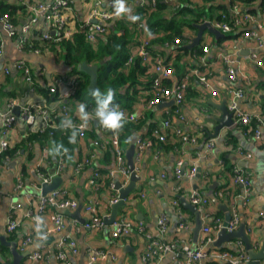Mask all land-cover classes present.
<instances>
[{
    "label": "crops",
    "instance_id": "1",
    "mask_svg": "<svg viewBox=\"0 0 264 264\" xmlns=\"http://www.w3.org/2000/svg\"><path fill=\"white\" fill-rule=\"evenodd\" d=\"M5 1L7 2L2 0L3 3ZM8 1L25 7L24 10H17L12 17L16 21L14 22L16 26L33 15L30 5L36 0ZM96 1L100 2L99 8L105 7L106 0H71L70 36L81 27ZM155 1L150 4L153 6L152 10L155 8ZM162 1L167 6V10L163 13L165 18L169 17L174 10L184 6L185 2V0ZM186 1L203 12L201 20L196 24L218 19L224 13L229 17L233 6H238L240 12L250 14L251 19L249 18L250 20H246L245 24L230 32L220 31L222 36L219 37L204 30L198 44L189 47L197 34L196 26L178 25L182 37L181 43L175 45L173 42L175 38L179 41V37L175 36L174 40L163 38L173 29L149 27L146 19L143 18L147 29L144 36L150 41L149 50L173 67V78L166 83L171 86L173 81L178 84L185 82L186 88L179 112L182 120L177 113H174L175 105L171 98L164 99L162 100L164 102L154 106H148L147 101L153 97V92L145 88V85L156 75L152 71L151 61L147 64L148 72L146 71L138 78L140 84L137 85L136 93L130 94V99L126 102L127 108L123 106L136 116H140L142 120L144 119L145 123L133 133L129 143L122 147L125 157L126 150L134 144L133 170L140 179L136 180L135 188L125 197V205L119 208L115 220L124 218L135 225L142 222L143 233L135 228L128 235L114 238L111 236V223L104 222V216L107 218L110 215V204L115 203L111 200L115 197L118 200L119 191L115 188L116 183L121 188L124 187L121 186L123 176L116 171V159L110 145L111 133L92 119L86 122L87 130L84 137L79 138L76 135L72 152L67 160L61 156L63 153L59 157L53 155L51 153L53 147L51 146L50 149L47 143L30 142L0 165V236H4L8 242H15L20 253L27 252V255L20 259V264H65V260L56 256L58 242L62 237L74 239L78 248L77 254H71L68 248L62 247L67 254L66 260L69 264H144L142 255L147 236L160 242H177L174 250L154 256L151 264H177L178 261L186 264L183 247L195 248L202 237V232L199 230L196 241L193 240L192 228L195 214L184 208L180 202V196L187 198L191 190H197L208 200L206 204L197 206L202 220L201 227L212 226L214 218L219 219L223 225L227 213L230 214L229 223L232 211L235 210L239 215L238 225L241 221L245 223L254 249H260L261 243L264 242V134L259 139H254L244 134V125L242 127L232 125L222 127L214 137L206 136L214 131L216 121L213 116L219 117L221 114L217 105L225 102L228 108L233 90H240L243 93V97L237 101L239 110L249 115L252 120L253 117H261L264 120V0ZM126 2L130 9L129 13L116 20L128 19L133 24L135 17L138 16L137 6L148 3L141 0H126ZM111 27L112 22H108L106 29L109 30ZM45 30L46 24L38 21L33 26L32 36L42 41L39 37ZM248 30L257 33L260 43L255 38L244 35ZM132 31H135V36L130 50L135 59L139 58L135 48L139 41L140 29L133 24ZM219 38H223L220 44H218ZM0 43L2 44L0 84L3 85L4 91L14 93L13 97L10 95L12 93L1 95L0 108L3 109L8 101H14L15 106L20 107L42 101L43 97L35 90L36 84L44 88L54 86L58 94H66L69 79L76 73L72 70V66L56 57L48 48L44 47L40 53H35L33 49L19 48L16 37L10 36L1 22ZM203 45L209 48L205 53L200 50ZM177 46L186 48L179 49ZM251 53H255L256 56L252 58ZM222 55L233 57V62L228 65L235 71L233 80L230 79L227 64L222 60ZM196 56L200 63L205 62L207 66L198 65ZM256 59L261 60L262 65L257 64ZM17 60H22L32 71L34 76L32 86L15 70L10 69L9 73H4V67L10 66ZM127 65L122 69L125 70ZM195 66L205 70L203 74L208 86H204L197 76L191 74L190 68ZM187 74L189 79H185ZM83 79L85 78H82V81ZM86 83L88 88L89 77ZM73 91L74 89L64 96L62 102L65 101L69 106L72 119L81 120L77 115V105L86 104V102L84 97L78 98L72 95ZM212 91L216 93L212 94ZM92 105L93 102L87 104V110ZM166 120L169 126L164 129L162 125ZM252 120L249 122L250 126L254 124ZM30 128L38 127L37 124H33ZM27 129L29 130L28 125L18 121L16 132L11 134L10 144L12 145ZM176 129L180 130V134H176ZM154 130H158L160 134L164 133L165 140L168 139V141H161ZM182 135L194 140L181 143ZM138 139L150 143L144 146L136 157ZM153 139L163 143L153 144ZM208 139H213V147L205 151V143ZM238 148L242 153L237 151ZM178 161L182 163L181 172L184 174L177 178L174 167ZM79 163L84 165L76 171L75 168ZM60 165L61 169L58 170ZM125 165L129 170L126 157ZM193 167L195 173L189 178L186 173ZM234 168L243 170L250 177L247 195H244L243 187L239 183L232 181ZM51 170L55 171V176L61 178L58 188L66 190L63 197L75 199L78 202L77 207H80L78 217L72 215L77 208L59 209L55 205H48L42 210L39 208L40 195H46L51 191L41 194L42 183L38 175L47 174L53 178L54 175H50ZM94 170L100 171V176L95 184H92L90 180ZM18 176L22 180L19 188L16 187ZM88 203L94 206V213L86 209ZM13 205H18V208L14 209L17 227L13 232L15 237L8 239L11 233L5 229L6 221L10 207ZM52 214H60L65 219L66 227L61 232L55 230L51 220ZM180 214L188 222L187 229L178 227ZM93 215L102 219L101 227L93 228L87 225L92 224ZM161 216L167 218L166 231L163 233H160L157 227ZM218 232L219 229L211 231L212 240L204 246L207 254L194 264H230L228 260L217 257L214 253L234 252L241 248L246 252L239 238L231 241L224 240L220 247L215 245ZM26 237H30V241L21 248L20 243ZM0 244L7 247L6 258L2 261L11 262L10 246L1 241ZM94 250L100 251L101 254L93 255L95 258L90 259ZM36 252L41 255L35 260L31 256ZM260 264H264V259L260 261Z\"/></svg>",
    "mask_w": 264,
    "mask_h": 264
},
{
    "label": "built area",
    "instance_id": "2",
    "mask_svg": "<svg viewBox=\"0 0 264 264\" xmlns=\"http://www.w3.org/2000/svg\"><path fill=\"white\" fill-rule=\"evenodd\" d=\"M22 1V0H21ZM144 2H147L148 5L153 4L154 0H141ZM143 2V3H144ZM100 2L96 1L94 4V7L90 10L89 15L84 20V22L81 24V27L86 28V38L88 40H94L96 37V34L100 33H106V24L107 22H113L118 16L115 14L114 10V0H107L106 5L104 8H99ZM143 5V4H141ZM238 6H233L231 10V15L227 17V15L224 13L222 16L218 19L211 20V24L218 29L219 31L226 33L234 30L236 27H239L243 24H245V21L249 18L251 19V15L248 13L240 12L237 8ZM71 8V0H43L38 3H32L30 5V9L33 12V15H31L27 21H24V23L21 25V28L18 30L15 23L11 20L9 14L0 13V22L3 24L4 29L8 32L10 36H15L17 41V46L19 48H24L26 45L30 46V42L32 40V33L33 26L38 22L41 21L44 24H46V30L40 35V39L42 41L44 40H60L61 38L69 37L71 34V30L69 28V10ZM95 19L96 22H92V20ZM249 19V20H250ZM134 25L140 29L139 34V41L137 44V47L135 48V53L139 56L141 62L145 65L151 63L152 61V71L156 75L150 80V83L148 85L147 89H151L153 92V97L147 101L148 106H154L156 104H159L161 102H164L162 100L170 99L173 100L175 108L174 113H177L178 116L182 120V116L179 115L180 112V105L183 103L184 99V93H185V82H182L178 84V82H172L173 84L169 86L166 81H169L173 78V67L169 65V63L164 62V60L160 59L158 55L153 54L151 50H149L150 41L145 38L144 34L146 32V27L144 24V21L141 19L136 18V20L133 21ZM245 36H250L255 38L257 42H259V37L257 36L256 32L253 31H246ZM175 42H179L177 38H175ZM260 43V42H259ZM2 44L0 43V57L2 55L1 52ZM208 46L203 45L200 47V50L202 53H205L208 51ZM35 53H40L41 50L39 48H34L33 50ZM256 56L255 53H251V57L254 58ZM202 59V58H201ZM133 60L132 53L129 54L127 60L125 61V64H129ZM196 60H198V65L202 64L203 66H207V63L205 62L200 63L199 58L196 56ZM203 60V59H202ZM222 60L227 64V72L230 76V79H234V69L232 67H228L229 64L233 62V57L230 55H222ZM257 64L262 65V61L259 59H256ZM197 65V66H198ZM191 67L190 71L192 75H195L198 77V80L204 85L208 86L207 79L205 78V75L203 72L205 70H202L199 67ZM10 69L19 71L23 77V79L29 84L33 85L34 76L32 74V71L30 68L22 61L17 60L12 62L10 66L4 67V73L7 74L10 72ZM32 74V78H31ZM191 75V76H192ZM189 74L185 75V79L188 78ZM77 77H79L76 73L73 75L72 78L69 79V91L72 92V89H74L77 84L78 80ZM33 79V80H32ZM50 92L57 91L54 86L49 87ZM215 91H212V94H215ZM231 101L228 105V110L231 111L233 115V124L235 127H242L244 134L247 136H250L254 139H259L260 136L264 134V120L261 117H253L255 121V126H250V118L249 115L242 112L237 108V101L243 97V93L240 90H233L231 92ZM64 96H67L66 94L59 95V98L56 99L51 104H46L44 101L35 102V103H29L24 104L20 107L19 115H15L12 112L13 107L15 106V102L8 101L5 103V107L2 109L0 108V154L6 151L10 148V137L12 133L16 132L17 122L22 121L28 127L30 128L31 125L37 124V129L44 130L46 127L49 126L51 117L55 118L57 116H60L62 120L65 117H70V111L69 106L62 102V98ZM121 110H123L126 114L127 121H136L137 116L133 114L132 112L126 110L123 106H120ZM89 112H93L94 109L92 106L88 108ZM71 118V117H70ZM73 124L76 127V135L79 138L84 137L85 132L87 130V124L82 122L81 120H75L72 119ZM169 126V122L166 120L164 122V125H162V128H167ZM64 132L69 131L72 132V129H62ZM159 130V129H158ZM158 130H154V133H156L159 136V139L161 141L165 140V134L159 133ZM176 134H180V130H175ZM111 138H110V144L112 147L113 154L116 159V171L119 172L123 176V182L121 186H125L128 181V177L130 175V171L127 169L125 165V157H124V151L122 149V146L119 142V136L118 132H112ZM181 143L187 142L188 140L193 141L194 139L188 136L182 135L180 137ZM149 141H143L141 139L137 140L136 148L138 154L143 150L144 146L149 145ZM213 147V139H208L205 143V151H209ZM237 151L239 153H242V151L238 148ZM248 156V155H246ZM5 160H9L10 156H5ZM181 162L178 161L175 164L174 167V174L175 176L180 177L184 173L181 172ZM84 163L77 164L75 170L78 171L83 167ZM61 169V165L59 166L58 170ZM195 173V168H191L188 173H186L187 177H193ZM56 174V173H55ZM41 179V183H49L52 179V176L49 175H38ZM100 176L99 172L94 170L92 174V178L90 180V183L95 184L96 179ZM21 178L20 176L17 177L16 180V187L19 188L21 186ZM232 181L234 183H239L243 187L244 195L248 194L249 186H250V177L248 174H245L243 170L234 168L232 170ZM66 193L65 189L56 188L55 190L51 191L50 193L46 195H40L39 197V208L42 210L48 205H55L59 209H74L77 207L78 202L75 199H68L64 198V194ZM185 197V196H184ZM186 200L196 206L198 205H204L208 202L207 198L202 196L197 190H191L187 194ZM112 202L117 201V197L111 200ZM18 208V205H13L10 207V210L7 215V221H6V231L8 233L14 232L17 227V222L14 218V209ZM86 209L91 211L92 213L95 212L94 206L91 203H88L86 205ZM96 214V213H95ZM179 223L178 227L181 229H187L188 228V222L184 219L183 215L180 214L179 217ZM51 220L54 224V228L56 231H62L66 227V221L60 214H52ZM92 224H87L88 226H91L93 228H99L103 225V221L100 217H97L96 215H93L91 218ZM239 222V215L238 213L233 210L231 220L225 227L227 232H232L237 228ZM135 224H131V222L127 219H120V220H114L111 223V236L116 238L122 235H128L131 230L135 229L140 233H143L144 226L142 222H139L138 224L133 226ZM221 221L217 218H214L213 225H203L201 227L202 237L197 244L195 248H190L188 246L183 247V253L186 256V264H194L201 258H203L207 253L204 251V246L207 245L212 240L211 231L212 230H218L222 227ZM158 231L160 233H163L166 231L167 227V218L165 216H161L158 219L157 222ZM146 245L144 248V252L142 255V261L144 264H151V261L154 256L167 253L172 250H174L177 247V242H160L157 239L151 238V236H147ZM30 241V237L24 238L21 243L20 247L22 248ZM239 242V241H238ZM240 243V242H239ZM58 250L56 252V256L59 259L65 260V264H69L66 260V253L63 251L64 249L62 247L68 248L71 254H77L78 248L76 246V243L74 239L71 237H62L60 241L58 242ZM20 249V248H19ZM101 254L100 251L94 250L92 251V256L90 259H94L95 257L93 255ZM41 253L36 252L32 258H39ZM214 255L220 258H224L229 261L230 264H242L245 263L248 260V256L245 251L241 248V250L230 252V251H222V252H215ZM177 264H183L182 262L178 261Z\"/></svg>",
    "mask_w": 264,
    "mask_h": 264
},
{
    "label": "trees",
    "instance_id": "3",
    "mask_svg": "<svg viewBox=\"0 0 264 264\" xmlns=\"http://www.w3.org/2000/svg\"><path fill=\"white\" fill-rule=\"evenodd\" d=\"M184 2V1H183ZM264 2V1H263ZM0 13L9 14L11 20L16 22L12 17L15 15L17 10H24L25 7L20 4H15L13 2L5 3L0 0ZM153 6L148 4H143L137 6L138 16L135 18L141 19L146 22L149 27L157 26L158 29H173L167 36H163L164 39L179 37V42H173L175 45L181 43L180 39L182 37L180 27L178 25L184 24L189 27H194V24L198 23L203 16V12L199 8L192 7L188 1L185 0L184 6L174 10L169 17H163L164 11L167 10L166 3L162 0L155 1V8L152 10ZM14 13V14H13ZM187 17V18H186ZM213 17V16H211ZM144 18V19H143ZM133 21V20H132ZM145 22V21H144ZM134 24V22H133ZM133 24L131 21L114 20L112 22L111 29L107 30L106 33L96 34L95 39L88 40L86 38V28L79 27L76 32H74L69 38H61L60 40H44L40 41L38 37L32 36L31 44L26 45L24 48L26 50H34V48H39L42 50L44 47L50 49L56 57L64 60L69 66H72V70H75L78 84L74 88L73 94L78 98L84 97L86 106L90 102H93V109H95V101L90 95V90L87 88L88 75L78 68V64L82 61L88 64L97 65V88L102 92L111 87L115 89V99L114 103L122 105L127 108V101L130 99L131 93H136L137 85L140 84L137 78L143 76L146 71L148 72L147 65L143 64L139 58H135L131 63L127 65L126 71L124 68L125 61L132 51L130 50V45L132 39L135 36V31H132ZM36 35V34H35ZM37 36V35H36ZM101 37V38H100ZM223 38L218 39V44L221 43ZM97 42V43H96ZM179 49L186 48L185 46H177ZM125 50V51H124ZM77 70V71H76ZM137 75V76H136ZM8 77V76H7ZM82 78L83 79L82 81ZM150 81L146 82V88H148ZM36 92L41 95L42 101L46 104L53 103L59 98L57 91L50 92L49 87L44 88L41 85H35ZM10 94L13 97V92H7L3 90V85L0 84V97L2 94ZM84 94V96H83ZM12 99V98H10ZM53 117V116H52ZM50 124L44 130L29 128L23 134L18 137L17 140L10 146L9 149L0 154V165L5 160V156H14L13 153L20 152V149L24 148L27 143L37 142L39 144L47 143V145L54 147L55 144H63L65 148L68 149L67 153H63L61 156L64 160H67L73 149V142H70V136L72 135L69 131H63L59 125L62 121L60 116L52 118ZM255 124L254 119L252 120ZM145 123L142 121L140 116H137L136 121H127L124 127L118 131L119 142L123 147L125 144L129 143L132 139L134 132L139 130ZM254 124L252 126H254ZM109 131V130H108ZM168 141V139H166ZM165 140V142H167ZM163 143L153 139V144ZM159 144V145H160ZM60 154L56 155L59 157ZM100 172V171H98ZM109 183L108 179H106ZM15 234L11 232L8 235V239H13ZM7 247L0 244V264H2V259L6 258ZM224 250V249H219Z\"/></svg>",
    "mask_w": 264,
    "mask_h": 264
},
{
    "label": "water",
    "instance_id": "4",
    "mask_svg": "<svg viewBox=\"0 0 264 264\" xmlns=\"http://www.w3.org/2000/svg\"><path fill=\"white\" fill-rule=\"evenodd\" d=\"M92 22H96L95 19L92 20ZM24 23V21H21L20 24H18L17 29L19 30L21 28V25ZM196 28L198 29L196 36L193 38L191 46H195L198 44L202 37V33L204 30H207L208 32L212 33L215 35V37L222 36V33L216 29L210 21H203L200 24H194ZM78 69L84 73H86L89 77V83H88V89H95L97 88V65L95 64H88L85 61H82L78 65ZM219 108L221 114L219 117L213 116L214 120L216 121V125L214 127L213 133H208V137H214L217 135L218 131L222 127H230L233 124V115L231 111L228 110L226 107L225 102H222L220 105H217ZM12 112L15 115H19L20 112V107L18 105L14 106L12 109ZM134 154H135V146L134 144H131L129 148L125 152V157L127 160V166L130 170V180L128 183L121 188L118 183H116L115 188L118 189L119 191V196L118 200L115 203L110 204L111 212L110 215L106 218L104 216V222L110 224L112 223L117 214L118 210L120 207H123L125 205L124 199L125 197L129 194L130 191H132L135 186H136V180L139 178L138 175L135 173L134 169ZM55 171L51 170L50 175H54ZM61 178L59 176H53L51 181L49 183H42L41 185V194H46L56 188L59 187L60 185ZM180 202L184 206V208L188 209L191 212H194L195 214V219H194V226L192 228V233H193V240L196 241L199 230L202 225V220L200 218V211H198L197 206L188 202L184 196H180ZM77 209L72 213L73 216L78 217V211H79V206L76 207ZM230 218V214H226L225 220L223 222V226L219 229L218 232V238L214 242L215 245L219 246L222 244V242L225 241H231L233 239L239 238L246 250L247 256H248V261L245 264H260V261L264 259V242L261 243V247L259 250L254 249L253 244L250 240V237L246 231V226L243 221L239 223L237 228L233 230L232 232H227L225 227L228 224V220ZM0 241L1 243H5L6 245L10 246V252L12 254V261L11 262H2V264H20V259L23 256L27 255V252L20 253L17 244L15 242H8L5 240L4 236H0Z\"/></svg>",
    "mask_w": 264,
    "mask_h": 264
},
{
    "label": "clouds",
    "instance_id": "5",
    "mask_svg": "<svg viewBox=\"0 0 264 264\" xmlns=\"http://www.w3.org/2000/svg\"><path fill=\"white\" fill-rule=\"evenodd\" d=\"M114 10L118 17H122L130 11L126 0H114ZM115 94V89L111 87L106 88L103 92L99 88L90 89V95L95 101V109L93 112H89L86 104L80 103L77 105V115L84 123L95 119L104 129L118 132L124 127L127 117L120 106L114 103ZM59 127L61 129H72V135L69 139L70 142L75 141L76 127L70 117H65ZM53 144L54 147L51 149L53 155H58L62 152L67 153L68 149L63 144H55V142Z\"/></svg>",
    "mask_w": 264,
    "mask_h": 264
},
{
    "label": "rangeland",
    "instance_id": "6",
    "mask_svg": "<svg viewBox=\"0 0 264 264\" xmlns=\"http://www.w3.org/2000/svg\"><path fill=\"white\" fill-rule=\"evenodd\" d=\"M40 1H43V0H36V1H34V3L36 4V3H38V2H40ZM106 2H107V0H106ZM69 14V13H68ZM69 16V15H68ZM118 18V17H117ZM28 20V18L25 20V21H27ZM108 23V22H107ZM69 24H70V17H69ZM79 65V64H78ZM19 72V71H18ZM31 78H32V74H31ZM33 80V79H32ZM67 94L70 92L69 91V88L65 91ZM110 132V131H109Z\"/></svg>",
    "mask_w": 264,
    "mask_h": 264
},
{
    "label": "bare ground",
    "instance_id": "7",
    "mask_svg": "<svg viewBox=\"0 0 264 264\" xmlns=\"http://www.w3.org/2000/svg\"><path fill=\"white\" fill-rule=\"evenodd\" d=\"M252 3H253V1H252ZM257 26V25H256ZM101 38V37H100ZM97 43V42H96ZM125 51V50H124ZM167 55V54H166ZM137 76V75H136ZM138 79V78H137ZM142 81V80H141ZM144 88V87H143ZM146 88V87H145ZM83 96H84V94H83ZM141 108V107H140ZM145 118V117H144ZM144 120V119H143ZM142 120V121H143ZM153 121V120H152ZM153 123V122H152ZM107 145V144H106ZM111 145V144H110ZM93 164V163H92ZM92 177V176H91ZM140 179V178H139ZM168 180V179H167ZM89 192H90V190H89ZM204 219V218H203ZM110 229V228H109Z\"/></svg>",
    "mask_w": 264,
    "mask_h": 264
}]
</instances>
